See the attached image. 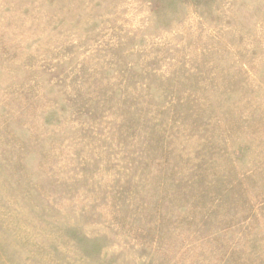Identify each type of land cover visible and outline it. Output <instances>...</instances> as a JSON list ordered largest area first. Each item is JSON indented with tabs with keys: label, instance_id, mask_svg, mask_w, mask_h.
I'll use <instances>...</instances> for the list:
<instances>
[{
	"label": "rangeland",
	"instance_id": "obj_1",
	"mask_svg": "<svg viewBox=\"0 0 264 264\" xmlns=\"http://www.w3.org/2000/svg\"><path fill=\"white\" fill-rule=\"evenodd\" d=\"M0 264H264V0H0Z\"/></svg>",
	"mask_w": 264,
	"mask_h": 264
}]
</instances>
